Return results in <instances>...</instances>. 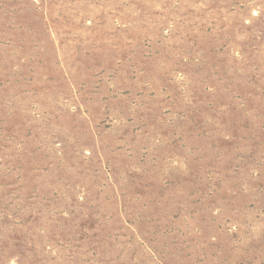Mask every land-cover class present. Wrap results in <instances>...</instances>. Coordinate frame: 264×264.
<instances>
[{"label": "rangeland", "instance_id": "1", "mask_svg": "<svg viewBox=\"0 0 264 264\" xmlns=\"http://www.w3.org/2000/svg\"><path fill=\"white\" fill-rule=\"evenodd\" d=\"M0 264H264V0H0Z\"/></svg>", "mask_w": 264, "mask_h": 264}]
</instances>
